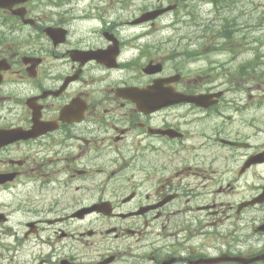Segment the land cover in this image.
I'll return each mask as SVG.
<instances>
[{
	"label": "flooded vegetation",
	"instance_id": "flooded-vegetation-1",
	"mask_svg": "<svg viewBox=\"0 0 264 264\" xmlns=\"http://www.w3.org/2000/svg\"><path fill=\"white\" fill-rule=\"evenodd\" d=\"M134 1L0 0V264H264V56Z\"/></svg>",
	"mask_w": 264,
	"mask_h": 264
},
{
	"label": "rangeland",
	"instance_id": "rangeland-1",
	"mask_svg": "<svg viewBox=\"0 0 264 264\" xmlns=\"http://www.w3.org/2000/svg\"><path fill=\"white\" fill-rule=\"evenodd\" d=\"M158 1L135 0L131 3L136 4V7L132 5L130 8H141L142 5L155 6L158 4ZM162 1L167 4L166 1L168 0ZM248 10L252 11L251 15H247L246 11ZM178 13L179 20L185 21L183 24H178L179 30L187 32H208L211 29L212 31H218L222 28L225 21L233 18L240 19L239 21L242 23L250 21L253 27L245 30L251 36L263 38L259 45L255 44V47L259 48L261 56H264V0H235L233 2L231 0H190L182 2ZM126 14H130V12ZM170 14L161 19V21H164L163 24L167 23L169 17L171 19L174 17L173 12H170ZM240 33V36H242V32ZM211 56L225 62L229 69L234 67L232 51L224 49L213 53ZM249 57H258V55L251 51ZM262 59L264 61V57Z\"/></svg>",
	"mask_w": 264,
	"mask_h": 264
},
{
	"label": "trees",
	"instance_id": "trees-1",
	"mask_svg": "<svg viewBox=\"0 0 264 264\" xmlns=\"http://www.w3.org/2000/svg\"><path fill=\"white\" fill-rule=\"evenodd\" d=\"M230 28H231V24H229L228 22H227V24L224 26V30L227 32V31H229L230 30ZM232 29V28H231Z\"/></svg>",
	"mask_w": 264,
	"mask_h": 264
},
{
	"label": "water",
	"instance_id": "water-1",
	"mask_svg": "<svg viewBox=\"0 0 264 264\" xmlns=\"http://www.w3.org/2000/svg\"><path fill=\"white\" fill-rule=\"evenodd\" d=\"M168 9H171V7L170 8H166V9H164L163 11H167ZM162 11H160V12H156L154 15H157V14H160Z\"/></svg>",
	"mask_w": 264,
	"mask_h": 264
}]
</instances>
